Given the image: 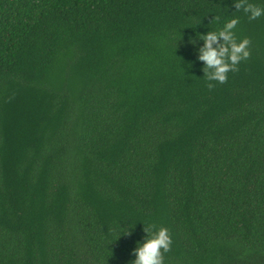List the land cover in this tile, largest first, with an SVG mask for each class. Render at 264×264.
I'll return each instance as SVG.
<instances>
[{
	"label": "trees",
	"instance_id": "16d2710c",
	"mask_svg": "<svg viewBox=\"0 0 264 264\" xmlns=\"http://www.w3.org/2000/svg\"><path fill=\"white\" fill-rule=\"evenodd\" d=\"M232 16L250 55L209 89L200 37ZM150 226L164 264H264V16L0 0V264H130Z\"/></svg>",
	"mask_w": 264,
	"mask_h": 264
},
{
	"label": "clouds",
	"instance_id": "9594fccd",
	"mask_svg": "<svg viewBox=\"0 0 264 264\" xmlns=\"http://www.w3.org/2000/svg\"><path fill=\"white\" fill-rule=\"evenodd\" d=\"M261 3H264V0H261ZM235 7L236 11L242 9L248 15L249 20L264 16V7L250 3L249 0H235ZM239 22L238 16H232L226 19L218 30L209 31L200 37L204 43L199 49L198 60L203 62V76L210 82L208 83L209 89L214 87L211 81L223 84L228 78L227 73L235 71L236 65L250 55L249 39L245 37L237 41L235 36L234 30ZM221 38L223 42L213 47ZM151 228L152 226L147 230L144 228L145 238L142 242H136L132 253L134 259L130 261V264H164L163 253L170 250L172 238L165 227H160L155 231ZM121 230L122 233L127 234L129 228L124 227Z\"/></svg>",
	"mask_w": 264,
	"mask_h": 264
}]
</instances>
